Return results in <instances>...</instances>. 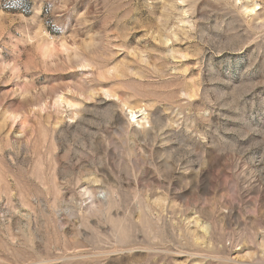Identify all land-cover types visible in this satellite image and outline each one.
Listing matches in <instances>:
<instances>
[{"label":"rangeland","instance_id":"374dc122","mask_svg":"<svg viewBox=\"0 0 264 264\" xmlns=\"http://www.w3.org/2000/svg\"><path fill=\"white\" fill-rule=\"evenodd\" d=\"M0 264H264V0H0Z\"/></svg>","mask_w":264,"mask_h":264},{"label":"bare ground","instance_id":"6f19581e","mask_svg":"<svg viewBox=\"0 0 264 264\" xmlns=\"http://www.w3.org/2000/svg\"><path fill=\"white\" fill-rule=\"evenodd\" d=\"M123 105H124V107H127L130 110V112L129 111L128 112L130 114V120L132 122L136 121L138 119V116H137V115H139L138 113L143 111L142 109H139L137 106H134V105H127L126 103H124ZM137 110H139V112ZM143 118H144V120H146L145 117H143ZM94 180H96V179H94Z\"/></svg>","mask_w":264,"mask_h":264}]
</instances>
